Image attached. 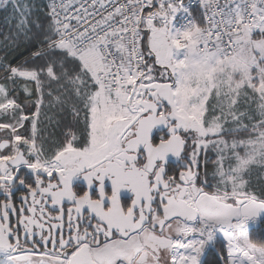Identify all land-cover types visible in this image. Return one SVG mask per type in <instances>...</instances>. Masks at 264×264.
<instances>
[{
  "label": "snow or ice",
  "instance_id": "snow-or-ice-1",
  "mask_svg": "<svg viewBox=\"0 0 264 264\" xmlns=\"http://www.w3.org/2000/svg\"><path fill=\"white\" fill-rule=\"evenodd\" d=\"M0 264H264V0H0Z\"/></svg>",
  "mask_w": 264,
  "mask_h": 264
}]
</instances>
